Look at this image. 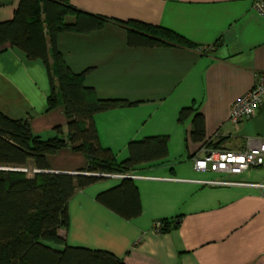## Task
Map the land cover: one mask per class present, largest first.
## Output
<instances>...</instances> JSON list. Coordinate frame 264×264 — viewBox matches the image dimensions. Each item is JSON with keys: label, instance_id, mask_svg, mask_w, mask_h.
<instances>
[{"label": "crops", "instance_id": "obj_1", "mask_svg": "<svg viewBox=\"0 0 264 264\" xmlns=\"http://www.w3.org/2000/svg\"><path fill=\"white\" fill-rule=\"evenodd\" d=\"M21 0H0V23L10 21ZM86 13L105 18L89 33L62 32L57 45L76 75L87 71L84 85L100 99L135 103L96 116L100 142L118 163L129 158L131 142L168 137L166 159L144 163L128 177L100 176L77 189L69 204L70 225L59 235L72 247L104 250L125 264H264V168L230 176L201 172L194 158L206 149L187 142L190 122L178 121L182 108H199L206 121V141L243 151L251 139L264 140V106L234 125L233 104L264 72V15L256 0H68ZM130 21L170 29L197 45L132 47ZM74 16L66 23L76 24ZM51 60V55H50ZM41 61L29 60L11 44L0 46V111L29 120L33 133L53 138L67 134L65 106L48 109L50 83ZM50 173L76 175L87 157L69 145L48 157ZM33 168V164H30ZM134 180L142 214L126 220L97 201L99 193ZM229 180L237 184L218 185ZM170 232L154 229L156 221Z\"/></svg>", "mask_w": 264, "mask_h": 264}, {"label": "trees", "instance_id": "obj_2", "mask_svg": "<svg viewBox=\"0 0 264 264\" xmlns=\"http://www.w3.org/2000/svg\"><path fill=\"white\" fill-rule=\"evenodd\" d=\"M68 16L76 17V24H67ZM106 21L77 9L68 0H21L14 18L0 23V46L11 44L26 53L29 60L43 62L51 89L48 109L61 104L69 119L67 134L59 126L53 138L43 139L33 133L28 119H12L0 111V264H125L108 251L69 246L59 235L60 229L70 225L69 204L77 189H85L101 179L86 173L127 175L141 164L169 155V138L165 136L131 142L130 156L121 163L100 142L96 116L135 103L100 99L93 88L84 85L87 71L81 75L71 71L58 49L57 39L62 32L95 31ZM127 25L132 47L197 48L164 27L138 21ZM178 121L192 125L187 142L203 143L206 149L220 148L218 143L206 141L205 117L195 104L182 108ZM69 145L87 157L86 169L76 175L48 172V157ZM31 163L32 169L39 172L29 174ZM97 201L126 220L142 214L140 192L130 178L99 193ZM180 222L178 219L169 225L164 221L161 232H170Z\"/></svg>", "mask_w": 264, "mask_h": 264}, {"label": "built area", "instance_id": "obj_3", "mask_svg": "<svg viewBox=\"0 0 264 264\" xmlns=\"http://www.w3.org/2000/svg\"><path fill=\"white\" fill-rule=\"evenodd\" d=\"M255 10L264 15V0H256ZM264 106V72L256 80L254 87L242 98L236 101L230 112V121L234 125H240L246 119L254 117L258 110ZM194 167L201 172H217L223 175L237 176L257 168H264V140L251 139L243 151H232L223 148L208 149L202 155L194 158ZM28 172V169H22ZM34 172H39L34 170ZM97 176H120L111 174H90ZM128 177V175H122ZM211 184L230 185L237 184L235 181L217 180ZM264 189V183L258 184ZM164 228V221L155 222L154 229L158 232Z\"/></svg>", "mask_w": 264, "mask_h": 264}, {"label": "rangeland", "instance_id": "obj_4", "mask_svg": "<svg viewBox=\"0 0 264 264\" xmlns=\"http://www.w3.org/2000/svg\"><path fill=\"white\" fill-rule=\"evenodd\" d=\"M43 72H44V75L47 77V82L50 83L49 82V75H48V72H47V68L46 67H44ZM33 172H34V170L32 168H30L29 169V174L32 175Z\"/></svg>", "mask_w": 264, "mask_h": 264}]
</instances>
